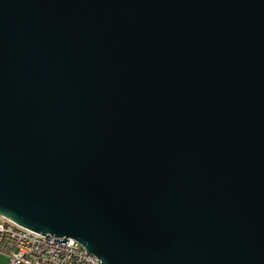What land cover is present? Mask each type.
I'll use <instances>...</instances> for the list:
<instances>
[{"label": "water", "instance_id": "obj_1", "mask_svg": "<svg viewBox=\"0 0 264 264\" xmlns=\"http://www.w3.org/2000/svg\"><path fill=\"white\" fill-rule=\"evenodd\" d=\"M0 215L99 264H264V0H0Z\"/></svg>", "mask_w": 264, "mask_h": 264}, {"label": "built area", "instance_id": "obj_2", "mask_svg": "<svg viewBox=\"0 0 264 264\" xmlns=\"http://www.w3.org/2000/svg\"><path fill=\"white\" fill-rule=\"evenodd\" d=\"M0 252L8 264H99L75 238L29 234L25 227L0 215Z\"/></svg>", "mask_w": 264, "mask_h": 264}, {"label": "crops", "instance_id": "obj_3", "mask_svg": "<svg viewBox=\"0 0 264 264\" xmlns=\"http://www.w3.org/2000/svg\"><path fill=\"white\" fill-rule=\"evenodd\" d=\"M0 264H8V257L0 252Z\"/></svg>", "mask_w": 264, "mask_h": 264}, {"label": "bare ground", "instance_id": "obj_4", "mask_svg": "<svg viewBox=\"0 0 264 264\" xmlns=\"http://www.w3.org/2000/svg\"><path fill=\"white\" fill-rule=\"evenodd\" d=\"M5 219H7V218H5ZM22 227H23V226H22ZM25 230H28V233H29V234H36V233H38V232H35V231L30 230V229H28V228H25Z\"/></svg>", "mask_w": 264, "mask_h": 264}]
</instances>
